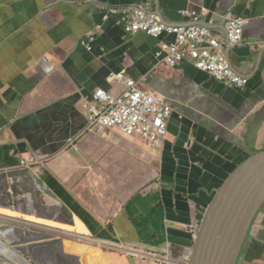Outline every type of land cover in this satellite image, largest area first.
<instances>
[{"label":"crops","instance_id":"0c3cea01","mask_svg":"<svg viewBox=\"0 0 264 264\" xmlns=\"http://www.w3.org/2000/svg\"><path fill=\"white\" fill-rule=\"evenodd\" d=\"M137 6L169 25L203 9L200 24L221 39L225 19L242 18L241 45L224 53L247 85L218 82L189 60L167 68L155 53L171 37L116 25ZM93 32L87 51L81 41ZM111 72L172 110L162 147L89 127L83 97L122 90ZM263 149L264 0H0V264L187 261L216 191ZM29 156L34 167L18 165ZM255 242L261 256L248 260ZM246 243L239 264H264V207Z\"/></svg>","mask_w":264,"mask_h":264},{"label":"built area","instance_id":"2783aa9c","mask_svg":"<svg viewBox=\"0 0 264 264\" xmlns=\"http://www.w3.org/2000/svg\"><path fill=\"white\" fill-rule=\"evenodd\" d=\"M120 20L116 25L122 26L126 35L145 33L151 37L165 35L172 38L170 42H160L155 57L169 69L189 60L194 67L210 75L214 80L235 89H243L247 79L238 75L230 66L224 50L241 45L245 22L240 17H229L224 22V38L217 37L211 29L200 24L204 10L200 12H183L191 19L188 25H169L161 21L153 11L137 6L121 9ZM115 12L109 9L102 17ZM97 26L95 30L100 29ZM95 40L93 32L81 41L87 50H92ZM107 80L122 86L121 92L112 96L102 89H96L83 97L81 109L86 113L89 127L108 128L124 137L141 141L151 149L162 147L167 134L168 122L172 110L163 106L154 93L143 91L138 82L122 72L109 73ZM37 160L33 156L20 159L19 166L34 167ZM161 261L160 258H158ZM166 264H188L187 261H174L165 258Z\"/></svg>","mask_w":264,"mask_h":264},{"label":"water","instance_id":"95a60500","mask_svg":"<svg viewBox=\"0 0 264 264\" xmlns=\"http://www.w3.org/2000/svg\"><path fill=\"white\" fill-rule=\"evenodd\" d=\"M264 207V149L238 165L200 220L188 264H238L252 223Z\"/></svg>","mask_w":264,"mask_h":264},{"label":"trees","instance_id":"16d2710c","mask_svg":"<svg viewBox=\"0 0 264 264\" xmlns=\"http://www.w3.org/2000/svg\"><path fill=\"white\" fill-rule=\"evenodd\" d=\"M246 246H247V243H246ZM245 247L243 250L244 252H245ZM262 250H263V247L261 245H259L257 242H255L252 246H250V244H249L247 249H246V256L249 260L250 259H257L261 256Z\"/></svg>","mask_w":264,"mask_h":264},{"label":"rangeland","instance_id":"374dc122","mask_svg":"<svg viewBox=\"0 0 264 264\" xmlns=\"http://www.w3.org/2000/svg\"><path fill=\"white\" fill-rule=\"evenodd\" d=\"M246 242H248V238H247ZM245 258L248 259L247 256H245ZM248 260H249V259H248ZM239 262H240V260H239ZM239 262H238V264H239Z\"/></svg>","mask_w":264,"mask_h":264}]
</instances>
